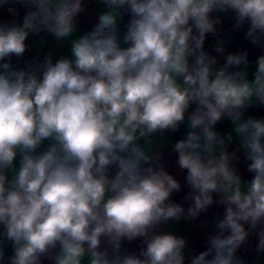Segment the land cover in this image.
I'll return each instance as SVG.
<instances>
[{
	"label": "clouds",
	"instance_id": "1",
	"mask_svg": "<svg viewBox=\"0 0 264 264\" xmlns=\"http://www.w3.org/2000/svg\"><path fill=\"white\" fill-rule=\"evenodd\" d=\"M98 2V22L79 34L83 0H0L13 16L28 9L22 23L0 22V264H246L237 252L252 235L264 253V118L245 115L264 107V54L250 79L247 50L226 53L218 38L222 64L205 50L220 36L214 13H232L233 29L264 48V0ZM43 32L70 56L14 66ZM181 126L172 151L187 208L171 199L182 185L154 148ZM213 205L224 211L198 254L161 230ZM138 239V254L123 248Z\"/></svg>",
	"mask_w": 264,
	"mask_h": 264
},
{
	"label": "crops",
	"instance_id": "2",
	"mask_svg": "<svg viewBox=\"0 0 264 264\" xmlns=\"http://www.w3.org/2000/svg\"><path fill=\"white\" fill-rule=\"evenodd\" d=\"M85 12L80 14L77 17V32L83 34L84 32L90 31L95 23L98 22V14L103 9V5L98 2V0H83ZM18 15H11L6 7H0V22L15 20L18 23L23 22V18L26 15L28 9L19 4L15 5ZM213 15H220L222 17V23L217 25V31L220 33V36H213L209 34L205 40V50L212 55L218 57L219 62L223 63V57L214 52V45L218 38L224 39L227 43L225 46L227 52H237L247 50L249 53V61L252 66L249 68V78L252 77V72L255 70V60L259 55L264 54V48H260L252 45V43L245 39V29L235 30L233 29L234 16L232 13L219 14L214 13ZM130 19V15L126 14L123 17V21L120 24L121 32L126 31L125 24ZM41 40H44L45 43L41 44ZM28 44V51L25 53L23 58H20L19 64H17V58H12V63L14 66L25 67V61H30L33 59L43 60V57L46 53H51L53 56V62L59 59L61 56H70V45L67 41L57 42L53 36L43 32L39 35H30L26 41ZM237 44L241 45V48H237ZM194 107V106H193ZM245 115H251L256 118H264V107L256 108L253 106L246 110ZM216 130L222 134H226L231 130V125L228 121H222L216 125ZM185 128L181 126V129L177 133H165L164 136L154 137L156 143L154 148L158 149L163 153V159L161 163L164 164L165 168L169 171L170 174L174 175L181 183L182 190L179 193H173L171 199L176 203H183L184 207L187 208V202L183 201V197L189 191L186 182L185 175L186 172L179 169L176 164L177 154L172 151L174 143L183 138L185 135ZM235 138V133H233ZM238 144V140L234 139V143L229 146V151H233ZM239 156V162L236 163V167L244 181H249L253 177V173L247 171V163L244 160V155L242 152L237 154ZM224 211L223 206L213 205L209 208L207 213L201 214L196 220H181L179 223L169 222V224L164 225L162 231H171L176 235H183L186 237L189 243L188 249L186 252L188 256L198 254L199 251L205 250V239L206 234L214 232V224L218 215H221ZM207 221V224L203 227L202 222ZM247 227V226H246ZM257 244V237L255 235L250 236L248 244L242 246L237 255L241 256L246 264H264V253L257 255L255 248ZM123 248L129 252L139 253L140 248L143 246L141 240H136L134 242H123ZM10 253V249L8 250ZM45 264H49L48 261H45ZM187 264V261H186Z\"/></svg>",
	"mask_w": 264,
	"mask_h": 264
},
{
	"label": "built area",
	"instance_id": "3",
	"mask_svg": "<svg viewBox=\"0 0 264 264\" xmlns=\"http://www.w3.org/2000/svg\"><path fill=\"white\" fill-rule=\"evenodd\" d=\"M237 48H241V45L240 44H237Z\"/></svg>",
	"mask_w": 264,
	"mask_h": 264
}]
</instances>
